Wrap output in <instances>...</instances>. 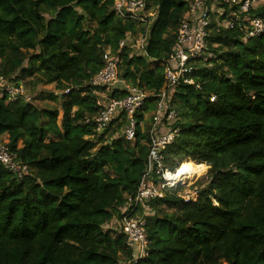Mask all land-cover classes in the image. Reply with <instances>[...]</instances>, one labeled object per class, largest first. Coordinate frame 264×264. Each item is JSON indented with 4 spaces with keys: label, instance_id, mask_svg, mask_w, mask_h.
<instances>
[{
    "label": "trees",
    "instance_id": "obj_1",
    "mask_svg": "<svg viewBox=\"0 0 264 264\" xmlns=\"http://www.w3.org/2000/svg\"><path fill=\"white\" fill-rule=\"evenodd\" d=\"M145 1L155 13L147 28L118 18L114 0H0V86L27 80L34 92L68 89L46 97L60 106L59 124L56 108L0 97V137L29 170L18 181L0 164V264L128 261L126 236L112 223L144 174L147 137L139 128L132 144L120 137L124 116L102 134L83 118L98 111L89 82L101 54H115L126 33L146 37L153 60L171 53L187 0ZM253 17L263 33L246 38ZM238 20L232 29L209 26L210 67L197 64L192 75L200 89L180 85L171 93L178 134L164 151L165 167L189 168L187 186L198 187V198L185 203L178 186L140 207L148 240L140 264H264V0ZM129 51L121 52L124 80L157 93L162 68L149 70L145 57L128 59ZM119 86L114 99L127 94ZM105 135L112 140L101 145Z\"/></svg>",
    "mask_w": 264,
    "mask_h": 264
},
{
    "label": "built area",
    "instance_id": "obj_2",
    "mask_svg": "<svg viewBox=\"0 0 264 264\" xmlns=\"http://www.w3.org/2000/svg\"><path fill=\"white\" fill-rule=\"evenodd\" d=\"M261 2L263 0H187V10L178 22L172 51L159 62L148 56L146 37L136 39L135 35L129 33H126L118 43L115 54L109 49L101 54L102 68L89 82L91 93L97 97L95 106L98 111L93 116H85L83 124L92 125L97 133L102 134L110 129L112 123L120 122V118L124 116L126 126L118 133L120 137L132 144L137 139L138 128L147 137L144 142L148 148L144 174L136 192L126 197L121 207V219L112 223V227L126 236L130 249V257L124 264H140L148 255L146 222L139 214L140 207L161 198L160 194L163 195L164 190L176 189L178 186L188 188L178 194L185 203L196 202L198 198V187L187 186L192 180L189 171L179 175L177 179L176 175L181 165L174 171L165 167L164 151L178 134V129L174 128L173 124L178 120L179 113L171 93L180 85L200 89L192 75L198 69L197 64L201 63L207 67L206 63L213 58L206 45L211 23H216L224 29H232L239 23L240 14H248ZM234 7L236 10H232ZM225 8L228 10L227 13ZM113 11L121 20L132 21L146 28L155 19L154 11L148 8L145 0H114ZM247 24L248 29L244 30L246 38L257 37L263 33V22L259 17L247 20ZM123 49L132 50L129 51L128 59H132L136 54L145 57L152 67L149 70L162 68L163 85L157 93L148 90L144 85L142 87L129 85L125 87L127 94L124 97L114 99L110 96L114 87L121 85L124 80L120 72ZM0 93L1 96L5 94L10 101L21 100L26 103H31L35 96L24 86L13 84L4 85ZM149 97H155L151 110H147ZM209 101H214V97L209 98ZM139 114L143 116L141 121L137 119ZM147 119L149 122L146 126L144 123ZM95 137L93 135L90 139ZM104 137L105 142L101 145L112 140L109 135ZM0 164L18 181H21L29 171L28 166L18 160L8 141H0ZM186 191L188 193H185Z\"/></svg>",
    "mask_w": 264,
    "mask_h": 264
},
{
    "label": "rangeland",
    "instance_id": "obj_3",
    "mask_svg": "<svg viewBox=\"0 0 264 264\" xmlns=\"http://www.w3.org/2000/svg\"><path fill=\"white\" fill-rule=\"evenodd\" d=\"M153 15H154V13H153ZM141 36H142V34L139 33V34L135 35V38L140 39ZM207 66L210 67V65H207ZM150 68H152V67H150V65H149L148 69H150ZM120 72H121V69H120ZM121 74H122V72H121ZM26 83H27V80H24L20 85H22V86L24 85L29 91H31L33 94H35L34 99L32 101V104L39 109H47V108L54 109V108H56L58 111L57 124H59L61 117H62V111L60 110V106L57 102L49 100L46 97L48 94H51V93H53L54 95H57L60 93L65 94L68 89H66L64 92H58L55 89V87L52 85V86L38 87V89H36V91L34 92L26 85ZM127 86H129L128 82L126 80H123L121 82V86H119V87L125 89V87H127ZM2 88H3V86H0V92L2 91ZM0 97H1V93H0ZM42 97H44V98H42ZM50 139H55V138L53 136L49 135L48 140H50ZM0 141H8L7 136L0 137ZM188 175H189V173H188ZM176 177H177V179L179 178L178 173H177ZM187 178H188V176H187ZM187 189L188 188H183L180 193H182L184 190H187ZM185 193H188V191H186ZM160 195L162 196V194H160ZM116 226L118 227V225H116Z\"/></svg>",
    "mask_w": 264,
    "mask_h": 264
},
{
    "label": "bare ground",
    "instance_id": "obj_4",
    "mask_svg": "<svg viewBox=\"0 0 264 264\" xmlns=\"http://www.w3.org/2000/svg\"><path fill=\"white\" fill-rule=\"evenodd\" d=\"M186 171L190 172V169L185 166H181L180 169L178 170V175H182Z\"/></svg>",
    "mask_w": 264,
    "mask_h": 264
},
{
    "label": "water",
    "instance_id": "obj_5",
    "mask_svg": "<svg viewBox=\"0 0 264 264\" xmlns=\"http://www.w3.org/2000/svg\"><path fill=\"white\" fill-rule=\"evenodd\" d=\"M124 77H125V74L122 75V78H124ZM57 97H58V98H61V97H62V93L57 94Z\"/></svg>",
    "mask_w": 264,
    "mask_h": 264
}]
</instances>
